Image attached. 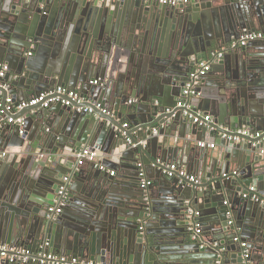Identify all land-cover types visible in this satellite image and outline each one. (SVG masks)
Masks as SVG:
<instances>
[{"label": "water", "instance_id": "95a60500", "mask_svg": "<svg viewBox=\"0 0 264 264\" xmlns=\"http://www.w3.org/2000/svg\"><path fill=\"white\" fill-rule=\"evenodd\" d=\"M0 25V114L23 119L0 131V153L19 147L0 155V243L37 252L48 242L53 253L110 264H242L238 235L251 263L264 264V203L252 198L264 200V39L229 47L243 31L264 30V0H0ZM213 48L223 55L191 108L177 106ZM58 86L107 112L60 103L5 110L9 96L16 105ZM184 110L211 119L200 126ZM186 134L222 150L179 145ZM81 147L104 152L109 167L77 163ZM65 176L62 211L47 217Z\"/></svg>", "mask_w": 264, "mask_h": 264}, {"label": "built area", "instance_id": "2783aa9c", "mask_svg": "<svg viewBox=\"0 0 264 264\" xmlns=\"http://www.w3.org/2000/svg\"><path fill=\"white\" fill-rule=\"evenodd\" d=\"M95 2H105L108 0H92ZM143 2H157L162 5L167 6H178V5H184L189 3L190 0H141ZM264 38V30L263 31H243L239 38L236 40H233L229 47H237V46H244L248 42L260 40ZM28 55L31 54V51L27 53ZM223 55V51L219 50H212L209 52V54L204 59H199L197 63L195 64L194 68L189 72L188 80L185 82L179 101L177 102V106L179 107H187L188 109L191 108L190 105V98L195 96L197 94V87L200 85L201 79L208 73V71L211 68V64L217 60H219ZM7 69V65L0 63V76L4 75V72ZM93 83H98L97 80H94ZM136 99H131L129 102H132ZM87 100L80 95L78 91L75 90H69L65 87L58 86L52 91L41 93L37 96H33L29 100H24L17 102L16 105L11 103V97L6 98L7 106L5 110L15 113L25 107L33 106L40 104L43 107L50 106L55 103H60L64 106H71L72 109H76L78 111H85V112H92L93 109H99L102 110V112H107V109L102 106L100 102L97 101H90L89 105H86ZM157 103V101H156ZM183 116L189 119L192 123H196L200 126H206V124L210 121L211 116L210 114L203 113L201 111H189L184 110L182 112ZM22 118L17 117L14 118L12 115L9 117H5L3 115V111L1 110L0 114V130L4 127L5 124L9 123H15V124H21ZM124 126H127V123L124 124ZM238 134H249V131L247 128L239 129L237 130ZM262 132L256 131L252 136L260 137L262 136ZM222 138L226 137L229 140H239L238 136H230L226 134L221 135ZM264 139V136L262 137ZM198 146L208 147L210 149L215 148V142H205V141H199L197 142ZM96 149H90L89 147H81L79 150H77L73 156L76 158L77 163L81 164L85 161L88 162H97L103 159L102 154H100ZM264 157V151L262 152ZM5 156V152L2 154ZM159 164L162 165L164 172H166L169 176H172L174 174H178L179 176H186L189 180L194 181V177L190 175H186L185 172L178 168L176 163L170 162V163H163L157 160ZM101 169H105L103 165H100ZM109 174L113 175L114 171L109 170ZM139 176L141 178V186L146 187L150 181L144 177V173L140 172ZM63 183L59 187L57 192V199L55 200L54 205H50L47 208L46 215L47 217H52L54 215L59 214L62 211V207L64 205V200L66 199V192L67 187L66 184L69 182V177L65 176L63 177ZM249 191L254 192V187L250 186ZM253 199L260 201L264 203V200H261L260 197L253 193ZM244 197L246 195H243ZM192 228H197L194 233V236L197 234L199 230V224H195ZM233 242L238 243V245L242 248V264H251L250 260V252L247 248V244L245 241H242L238 235H236L233 238ZM48 242H43L37 252H32L28 248H24L21 246H14V245H8V244H2L0 243V264H7V263H40V264H110V263H104L100 261L95 260H89V259H82V258H74L71 256H64V255H58L56 253H53L51 251L47 250Z\"/></svg>", "mask_w": 264, "mask_h": 264}, {"label": "crops", "instance_id": "0c3cea01", "mask_svg": "<svg viewBox=\"0 0 264 264\" xmlns=\"http://www.w3.org/2000/svg\"><path fill=\"white\" fill-rule=\"evenodd\" d=\"M16 1H19V0H16ZM14 6H16V8H17V6H18V4L17 3H15L14 2V5H10V3H9V5H8V8L11 10V12L12 11H15V10H17V9H15L14 8ZM8 18H9V20H12L13 18H12V16H7ZM0 27H1V25H0ZM2 28H5V27H2ZM31 48H33V47H31ZM210 50H216V48H213V49H210ZM209 50V51H210ZM207 54V53H206ZM206 56H204V58H205ZM204 58H202V59H204ZM217 62V61H216ZM208 72H211V70L210 71H208ZM212 88V87H211ZM79 92V91H78ZM8 124V123H7ZM7 124H5V125H7ZM1 131V130H0ZM173 134H176V132L174 131V133ZM174 136H176V135H174ZM173 138V137H172ZM160 139H162V137L160 136ZM180 141H179V145H183V144H185L186 143V141H189L190 142V145L192 146V147H196V148H199V146H198V144H197V141L195 140V135H192V134H186L185 135V137L183 138V139H179ZM216 140V139H215ZM1 142L3 141L2 139L0 140ZM202 141H204V140H202ZM174 142V141H173ZM205 142H215V144H216V141H214V139L212 138V137H210L209 138V140H205ZM205 148H207V147H205ZM209 150H212V154L213 153H217V151H221L222 150V148L220 147V146H217V145H215V148H213V149H210V148H208ZM19 151V147L18 146H7L5 149H4V151L3 152H1L0 153V155L1 154H3L4 152H5V156H3V157H5L6 159H10V158H12L13 157V155L16 153V152H18ZM99 152H101V151H99ZM100 154H102L101 156H103V159H101L100 161H102V163H104V164H107L108 165V162L107 161H104V158L106 157V154L104 153V152H101ZM99 161V162H100ZM85 162H88V161H85ZM104 166V165H103ZM108 167H109V165H108ZM111 170H113V171H115V169H111ZM108 172V171H107ZM116 174V172L113 174V176ZM141 181V180H140ZM141 185V184H140ZM142 187V186H141ZM191 225H189L188 226V228L190 227ZM198 234V233H197ZM196 234V235H197ZM194 235V234H193ZM194 236H192V238H193ZM28 248H30V247H28ZM59 255V254H58ZM64 256H68V255H64ZM252 264V263H251Z\"/></svg>", "mask_w": 264, "mask_h": 264}, {"label": "flooded vegetation", "instance_id": "af4514ba", "mask_svg": "<svg viewBox=\"0 0 264 264\" xmlns=\"http://www.w3.org/2000/svg\"><path fill=\"white\" fill-rule=\"evenodd\" d=\"M254 31H263V30H254ZM264 39V38H263ZM203 57H201L200 59H202Z\"/></svg>", "mask_w": 264, "mask_h": 264}, {"label": "clouds", "instance_id": "9594fccd", "mask_svg": "<svg viewBox=\"0 0 264 264\" xmlns=\"http://www.w3.org/2000/svg\"><path fill=\"white\" fill-rule=\"evenodd\" d=\"M210 51H212V50H210ZM210 51H208V54H209ZM208 54H207V55H208Z\"/></svg>", "mask_w": 264, "mask_h": 264}]
</instances>
